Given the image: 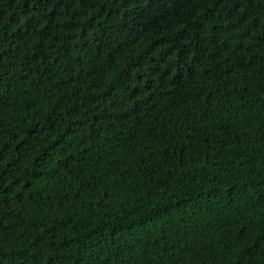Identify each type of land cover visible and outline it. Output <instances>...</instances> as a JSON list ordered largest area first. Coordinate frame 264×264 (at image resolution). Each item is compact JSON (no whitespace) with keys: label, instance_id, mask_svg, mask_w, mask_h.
I'll use <instances>...</instances> for the list:
<instances>
[{"label":"trees","instance_id":"16d2710c","mask_svg":"<svg viewBox=\"0 0 264 264\" xmlns=\"http://www.w3.org/2000/svg\"><path fill=\"white\" fill-rule=\"evenodd\" d=\"M0 264H264V0H0Z\"/></svg>","mask_w":264,"mask_h":264}]
</instances>
